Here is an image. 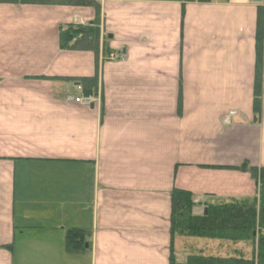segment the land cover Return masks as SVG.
<instances>
[{
  "label": "crops",
  "instance_id": "crops-1",
  "mask_svg": "<svg viewBox=\"0 0 264 264\" xmlns=\"http://www.w3.org/2000/svg\"><path fill=\"white\" fill-rule=\"evenodd\" d=\"M97 1V52L59 40L96 20L93 6L0 2V264H171L173 188L194 194L195 214L257 194L236 167H264V0ZM94 77L96 103L65 99ZM72 229L80 248L67 247ZM243 246L174 239L178 262Z\"/></svg>",
  "mask_w": 264,
  "mask_h": 264
},
{
  "label": "trees",
  "instance_id": "trees-1",
  "mask_svg": "<svg viewBox=\"0 0 264 264\" xmlns=\"http://www.w3.org/2000/svg\"><path fill=\"white\" fill-rule=\"evenodd\" d=\"M210 2L211 0H197ZM3 3L21 4H68L93 6L97 19L87 25H67L60 28V47L62 49L85 48L97 52L99 43L100 3L97 0H0ZM264 73V6L258 7L256 29V64L254 80L253 110L259 121L263 105ZM86 93L96 88L98 77L82 79ZM181 107V95H180ZM250 172L258 182L259 188L254 196L232 197L220 201H206V213L193 212L195 196L190 191L173 188L171 191L170 215V262L171 264H264V167H255L248 162L236 167ZM79 229L67 233L68 249L80 248L82 241ZM176 236L225 240L244 243L238 249V256H205L193 253L183 261H176L174 239ZM82 239V238H81Z\"/></svg>",
  "mask_w": 264,
  "mask_h": 264
},
{
  "label": "built area",
  "instance_id": "built-area-1",
  "mask_svg": "<svg viewBox=\"0 0 264 264\" xmlns=\"http://www.w3.org/2000/svg\"><path fill=\"white\" fill-rule=\"evenodd\" d=\"M74 100L82 104H90L95 100L93 95L75 97Z\"/></svg>",
  "mask_w": 264,
  "mask_h": 264
},
{
  "label": "water",
  "instance_id": "water-1",
  "mask_svg": "<svg viewBox=\"0 0 264 264\" xmlns=\"http://www.w3.org/2000/svg\"><path fill=\"white\" fill-rule=\"evenodd\" d=\"M257 2H261L262 0H256Z\"/></svg>",
  "mask_w": 264,
  "mask_h": 264
}]
</instances>
